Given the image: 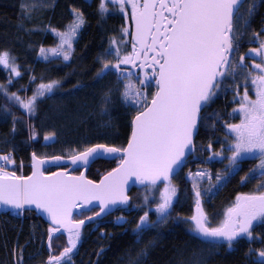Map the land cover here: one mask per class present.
<instances>
[{
  "label": "snow or ice",
  "instance_id": "6c2138e0",
  "mask_svg": "<svg viewBox=\"0 0 264 264\" xmlns=\"http://www.w3.org/2000/svg\"><path fill=\"white\" fill-rule=\"evenodd\" d=\"M38 6L34 2L21 8L30 18ZM109 6L125 23L119 38L109 37L106 47L102 42L90 81H78L65 89L67 77L47 82L41 77L36 83L33 75L29 85L35 84L34 88L22 86L10 91L14 78L22 73L12 52L0 50V67L9 73L7 84H0V95L6 100L0 105V120L8 122L10 118L11 139L5 140L6 144H11L19 125L26 126L28 141H37L39 132L32 118L41 103L51 100L59 112L62 107L55 104L58 97H76L99 87L100 91L92 94L99 100L101 117H107L100 127L114 126L109 107L114 103V92L128 110L129 131L124 142L99 137L96 142L69 148L67 156L32 151L30 174H24L23 160L17 164L14 148L0 152V211L15 217H46L41 244L46 237L48 255L43 264H75L74 255L85 228L98 226L102 217L114 211L131 213L133 197L128 186L133 181L144 189L137 198L138 215L134 219L120 215L113 222L132 240L133 246L126 249L128 264H149L162 230L180 226H185L190 240L210 250L236 251L246 242V264H264V16L259 29L252 26L259 10L264 9V0H99L101 19L109 15ZM70 12L72 19L63 30L49 28L58 43L51 48L40 47L44 60L49 55L62 57L63 62L72 60L73 42L86 21L81 9L72 7ZM109 77L115 78V88L103 84ZM29 90L30 96L26 95ZM221 93L231 95L226 107L235 105L226 113L227 118L219 110L209 111ZM202 131L209 139L198 148L196 141ZM220 132L222 137L217 135ZM43 139L54 143L57 133L47 132ZM214 144L219 145L218 150ZM197 151L206 154L201 165L227 164L222 173L199 166L195 172L189 170L186 178L192 182L191 214L174 216L179 188L173 178ZM103 158L117 163L98 181L88 179L84 172L76 175L64 166L70 163L87 169L91 162ZM246 161L255 163L239 182L246 185L255 180V189L237 192L217 218L207 210L206 202L240 175ZM50 166L60 170L49 171ZM204 183L208 188L202 189ZM257 228L262 231L258 233ZM108 235L101 233L102 237ZM61 237L66 241L57 250L53 241ZM257 242L261 246L253 247ZM17 248L12 252L13 264H25L23 248ZM103 252L101 249L97 256ZM179 264L205 261L194 250L190 261Z\"/></svg>",
  "mask_w": 264,
  "mask_h": 264
},
{
  "label": "trees",
  "instance_id": "16d2710c",
  "mask_svg": "<svg viewBox=\"0 0 264 264\" xmlns=\"http://www.w3.org/2000/svg\"><path fill=\"white\" fill-rule=\"evenodd\" d=\"M37 3L38 7L30 13L22 10V4ZM99 0H0V50L9 49L17 58L16 62L20 65L22 76L14 78L13 86L10 91H17L22 86H28L30 89L35 84L29 85V78L33 75L37 77L36 83L47 82L51 79H63L67 77L64 88H71L78 81H90L94 74L93 66L96 55L103 46H107V39L113 35L119 38V30L125 21L121 14L116 10H111L109 15L101 19L97 13ZM81 9L85 14L86 25L73 42L74 52L70 62H63L62 57H51L44 60L39 55L41 46L45 48L54 47L58 43L57 37L49 30L56 28L63 30L71 21V8ZM111 7V6H110ZM112 9V8H111ZM261 16H264V9H260L258 15L252 22L255 29H259ZM35 28V31L28 29ZM250 35V34H249ZM247 39V37H246ZM244 51L247 48L243 49ZM9 73L0 67V84H7ZM114 77H109L103 82L115 88ZM242 90V89H241ZM100 88L86 89L76 97H64L56 99L55 104L61 105L62 110L55 111L51 100L41 103L37 115L32 118V122L37 126L39 136L37 141H28L27 128L19 125V131L11 144H6L5 140L11 139L9 129L11 127L10 118L8 122L0 120V152H7L15 149L14 155L17 164L21 160L24 162L23 172L28 174L30 171V156L32 151L41 155H68L69 148H74L82 142H96L99 137H103L108 142L117 144L123 143L127 132V112L119 101L118 94L113 93L114 103L110 105L113 127L103 128L100 124L107 119L101 117L99 109V100L94 97L93 92L98 93ZM32 94L29 90L26 95ZM24 96V92H20ZM231 95L227 97L223 93L217 101L211 105L209 111L219 110L225 113L231 111L235 105H228ZM6 103L5 98L0 95V105ZM18 115L22 112L18 111ZM28 119L26 116L24 117ZM230 122H235L232 120ZM55 131L57 139L54 143L45 142L43 136L47 132ZM222 137L223 133L217 134ZM215 139V137H211ZM209 137L204 132L197 139V147L207 144ZM218 150L219 145L214 144ZM206 158V154L197 151L191 155L188 164L192 161H201ZM115 159H97L86 170V176L93 180H98L107 171L116 166ZM187 164V167H188ZM227 161L223 163L215 162L211 165H205L211 168L213 173L223 172ZM253 161L242 163L243 171L239 176L231 179L218 192L206 202L207 210L219 218L224 208L234 199L237 192H249L254 190L251 182L246 185L240 184V176H243L248 168L252 167ZM65 167H68L64 165ZM11 168V166H9ZM174 176L173 182L178 186V202L175 204L173 215L187 216L191 214L193 207L192 182L184 177L183 170ZM59 169L56 166L49 167V171ZM83 167L73 168L71 171L80 173ZM18 174H20L18 172ZM143 186L135 184L130 191L132 200V211L126 212L129 219L137 217L136 205L140 203L137 199L143 195ZM98 210V209H97ZM80 210H77L79 212ZM124 212V211H123ZM121 211H115L111 216L100 220L98 226H90L84 229L82 239L74 255L75 264H128L126 249L133 246L130 236L123 233V229L116 226L113 222ZM139 214H142L139 213ZM82 218V217H81ZM153 219L155 216L153 214ZM104 220H108L103 224ZM33 226L35 234L33 235ZM47 221L39 215L35 217H15L11 214L0 212V264H13V249L19 245L23 248L25 264H43L48 252L46 247V237L44 245L41 244V233L45 231ZM131 228L133 225H127ZM158 246L153 250L149 264H179L181 260L190 261L193 251L197 252L198 257L205 261V264H246L244 252L247 251L248 244L242 242L238 250L230 251L225 249L208 252L202 249V245L190 240L186 234L185 226L177 227L171 231L163 229ZM106 232L108 236H101ZM66 241V237H61L53 241L54 248L59 250ZM258 243V242H257ZM257 243L253 247L257 248ZM104 249L102 255L97 253ZM19 252V248H17Z\"/></svg>",
  "mask_w": 264,
  "mask_h": 264
},
{
  "label": "rangeland",
  "instance_id": "374dc122",
  "mask_svg": "<svg viewBox=\"0 0 264 264\" xmlns=\"http://www.w3.org/2000/svg\"><path fill=\"white\" fill-rule=\"evenodd\" d=\"M90 1V0H89ZM110 7V6H109ZM112 7H110V11L111 10H114V9H111ZM85 25H86V22H85V24H84V26L82 27V29L80 30V33H79V35H78V37L81 35V33H82V31H83V29H84V27H85ZM77 37V38H78ZM250 95H252L251 93H250ZM254 97V96H253ZM123 110L125 111V112H127L128 110L127 109H125L124 107H123ZM255 163V162H254ZM198 166L199 167H206L205 165H201L200 164V161H192V162H190L189 164H188V167H187V169L186 170H183V172H184V177L186 178L187 177V175H188V172H189V170H191V171H193V172H195L196 170H197V168H198ZM253 166H254V164H253ZM187 179V178H186ZM188 180V179H187ZM189 181H191V180H189ZM257 182V181H256ZM208 184L207 183H204L203 185H202V189H206V188H208ZM133 207V206H132ZM108 222V220H104L103 221V224L104 223H107ZM257 248H259L261 245L259 244V243H257ZM202 249L203 250H205V251H208V252H213L214 250H210V249H208L207 247H205V246H202Z\"/></svg>",
  "mask_w": 264,
  "mask_h": 264
},
{
  "label": "water",
  "instance_id": "95a60500",
  "mask_svg": "<svg viewBox=\"0 0 264 264\" xmlns=\"http://www.w3.org/2000/svg\"><path fill=\"white\" fill-rule=\"evenodd\" d=\"M103 159H112V158H103ZM96 160H97V159H96ZM94 161H95V160H94ZM94 161H93V162H94ZM93 162H91L90 165H91ZM90 165H89V166H90ZM66 166H68L67 168H68L69 170L75 168V167L72 166L70 163L66 164ZM89 166H88V167H89ZM50 167H52V166H50ZM88 167H87V168H88ZM79 168H80V167H79ZM58 170H60V169H57V170H55V171H58ZM86 170H87V169H85V168L83 167V170L81 171V172H84L85 176H86ZM29 174H30V172H29ZM74 174L79 175L80 173H74ZM105 174H106V173H105ZM86 177H87V176H86ZM101 177H102V176H101ZM101 177H100V178H101ZM87 178L90 179L89 177H87ZM100 178H99V179H100ZM99 179H98V180H99ZM91 180H93V179H91ZM98 180H97V181H98ZM135 184H137V183H135V182H133V181H129V186H128V189H129V195H130V191H131V189L133 188V186H134ZM77 210H80V209H77ZM77 210H76V211H77ZM2 212H3V211H2ZM38 215H39V214H38ZM39 216H40L41 218H43L45 221H47V218H46V217H44V216H42V215H39ZM102 218H104V217H102Z\"/></svg>",
  "mask_w": 264,
  "mask_h": 264
},
{
  "label": "flooded vegetation",
  "instance_id": "af4514ba",
  "mask_svg": "<svg viewBox=\"0 0 264 264\" xmlns=\"http://www.w3.org/2000/svg\"><path fill=\"white\" fill-rule=\"evenodd\" d=\"M241 92H242V90H241ZM251 94H252V96H254V92H252ZM235 122H238V121H237V120H235ZM251 183H252V185H253V187H254V189H255V187H256V183H257V182H256L255 180H253V181H251ZM126 212H127V211H125V213H124V214L127 216ZM256 231L259 233V232H261V231H262V229H260V228H257V230H256Z\"/></svg>",
  "mask_w": 264,
  "mask_h": 264
}]
</instances>
